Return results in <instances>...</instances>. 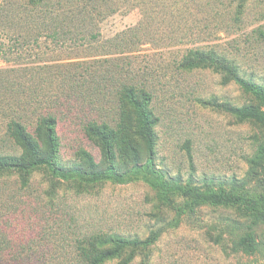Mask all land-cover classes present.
<instances>
[{
  "label": "rangeland",
  "instance_id": "obj_1",
  "mask_svg": "<svg viewBox=\"0 0 264 264\" xmlns=\"http://www.w3.org/2000/svg\"><path fill=\"white\" fill-rule=\"evenodd\" d=\"M109 5L103 14L93 15L92 30L100 44L138 26L151 35L150 42L132 46L134 52L108 57L0 61V70L21 84L14 107L28 109L31 103H40L41 110L53 109L65 163L80 148L100 162L101 151L86 136L84 126L91 120L117 125L119 92L126 84L141 83L151 89L160 118L157 168L185 180L192 176L204 188L237 187L252 198L264 194V127L240 122L216 104L244 106L258 101L213 69L185 72L177 62L187 49L214 48L238 64L242 77L264 85V0H245L241 9L237 0H110ZM42 40L44 53L85 54L70 49L76 46L72 41L63 45ZM85 43L80 39L78 45ZM98 60L107 62H92ZM8 121L0 114V143L5 152H16L7 139ZM150 172L143 169L120 184L83 182L87 188L78 194L62 183L54 201L46 172L34 173L27 190L15 184V177H7L2 193L8 207L2 219L4 234L12 232L14 240L33 250L34 242L59 244L61 248L49 252L57 257L73 252L67 240L76 235L105 232L145 240L175 217L147 184ZM240 220L238 207L205 206L178 227H168L147 251L149 263L264 264V225L255 232V254L234 251V241L244 236L235 225ZM140 262L136 258L131 264Z\"/></svg>",
  "mask_w": 264,
  "mask_h": 264
},
{
  "label": "trees",
  "instance_id": "obj_2",
  "mask_svg": "<svg viewBox=\"0 0 264 264\" xmlns=\"http://www.w3.org/2000/svg\"><path fill=\"white\" fill-rule=\"evenodd\" d=\"M237 1L239 8H243L245 0ZM109 4L110 0H2L0 61L62 62L83 57H108L134 52L136 46L150 42L148 38L151 35L138 26L100 44L92 30L95 22L93 15L103 14L104 9L110 7ZM88 37L91 39L87 41ZM42 39L63 45L72 41L76 46L70 49L85 54L73 56L65 52L67 56H55L44 53ZM80 39L86 43L78 45ZM175 39H180V36ZM177 62L182 71L213 69L223 75L224 81L235 82L258 104H216L240 122H252L264 127V85L242 77L240 67L228 56L214 48L198 47L187 49ZM20 88L21 84L16 78L0 70V96L4 95L0 97V114L8 118L7 139L17 148L16 152H5L4 145L0 143V264H107L114 260L118 261L116 264H131L136 258L141 259L140 264H150L147 251L168 227H178L185 217H192L205 206L238 207L241 220L236 221L235 225L243 230L244 236L234 241L233 249L249 254L258 251L255 232L257 227L264 225V194L252 198L237 187L230 191L225 188H204L195 184L192 176L185 180L180 174L173 175L166 168H157V126L160 118L153 106L155 98L149 87L141 83L123 86L119 92L117 125L91 120L84 126L86 136L101 151L100 162L90 151L80 148L69 163H65L61 157L58 116L53 109L41 110L40 103H31L28 109H16L14 105L18 102L14 94ZM33 106L34 110H31ZM143 169L151 170L147 184L155 192L159 204L175 212L169 224L152 231L145 240L105 232L76 235L67 240L73 252L57 257L49 252L56 247L61 248L59 244L52 242L53 246H50L34 242L36 249L33 250L30 244L14 240L12 232L4 234L2 219L8 207L2 193L7 187V181L3 179L7 177H15V184L27 190L34 173L46 172L51 183L49 194L54 201L62 183L78 194L79 190L87 188L83 182L125 183L126 177L141 174Z\"/></svg>",
  "mask_w": 264,
  "mask_h": 264
}]
</instances>
